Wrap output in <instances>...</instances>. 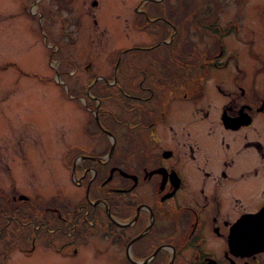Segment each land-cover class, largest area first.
<instances>
[{
    "label": "flooded vegetation",
    "instance_id": "af4514ba",
    "mask_svg": "<svg viewBox=\"0 0 264 264\" xmlns=\"http://www.w3.org/2000/svg\"><path fill=\"white\" fill-rule=\"evenodd\" d=\"M81 1L103 32L98 0ZM131 1L122 12L138 30L149 28L154 40L132 39L102 72L89 65L84 75L72 73L58 63V73L73 75L67 87L83 98L84 133L95 142L55 143L53 155L58 161L61 150L73 195L24 190L20 184L30 186L25 177L0 180V264L46 262L30 258L36 249L54 253L48 264H264V199L251 205L240 193L220 191L230 177L264 180V116L257 115L264 113V93L254 81L239 83L243 74L235 63L234 88L222 93L220 87L217 115L199 104L215 70L236 59L223 38L237 17L222 20L224 0ZM66 5L69 13L78 10L70 0ZM126 54L132 67L117 69ZM20 154L29 158L26 150ZM251 214L262 220L250 230L251 243L239 244L238 224ZM88 240L97 247H83ZM79 252L83 260H67Z\"/></svg>",
    "mask_w": 264,
    "mask_h": 264
},
{
    "label": "rangeland",
    "instance_id": "374dc122",
    "mask_svg": "<svg viewBox=\"0 0 264 264\" xmlns=\"http://www.w3.org/2000/svg\"><path fill=\"white\" fill-rule=\"evenodd\" d=\"M70 2L77 4L78 10L69 13L66 0H0V180L22 182L25 177L30 186L20 184L24 190L42 188L47 197L54 195V191L73 195L68 170L60 166L61 150L58 149V161L53 155L55 143L58 147H67L77 141L91 147V142H95L84 133L83 125L89 112L83 98L75 97L73 90L67 87L73 80L72 73L78 69V74L84 75L83 70L89 65L99 72L112 68L116 60L114 53L132 43V39L144 35L154 40L149 28L138 30L129 22V15L122 12L128 10L131 0H98L99 15L96 17L98 25L105 27L103 32L85 13L87 1ZM224 2L228 7L222 13V20L237 17L233 31L223 38L226 53L233 52L236 59L215 70L205 87V94L199 99V104L208 103L203 110L208 109L213 116L219 111L215 103L220 101L221 91L229 93L234 88L229 89L236 73L235 63L239 67L238 73L243 74L239 83L249 87L254 81L255 89L264 93V0ZM88 29L91 30L89 33ZM64 56H67L66 60ZM227 57L224 55L223 60ZM58 63L72 73H58ZM124 67H132L127 54L118 60L117 69ZM214 78L222 82L221 86L213 81ZM220 87H223L221 91ZM194 109L190 103V115ZM257 115L264 116V113ZM207 146L213 145L207 143ZM22 150L29 153L28 159L20 154ZM11 151H14L13 158L9 156ZM220 152L217 150L216 155L220 156ZM238 158L242 169L247 154ZM233 171L239 177L240 171ZM256 176L244 174V181L240 182H233L230 177L220 191L224 196L230 192L240 193L246 202L251 198L252 205L253 201L264 199V180ZM93 246L94 243L88 240L83 247ZM34 247L51 246L36 244ZM49 254L54 253L36 249L30 258L48 264ZM84 256L79 252L67 260L79 262ZM32 263L35 262L27 264Z\"/></svg>",
    "mask_w": 264,
    "mask_h": 264
},
{
    "label": "water",
    "instance_id": "95a60500",
    "mask_svg": "<svg viewBox=\"0 0 264 264\" xmlns=\"http://www.w3.org/2000/svg\"><path fill=\"white\" fill-rule=\"evenodd\" d=\"M261 221V217H257V214H251V216H247L240 221L238 224L239 229V236H238V243L239 244H248L251 243V239H253V231H250L251 228L254 227V223ZM252 226V227H251ZM245 229V230H244ZM249 229V230H248ZM252 233V237L251 234ZM235 241H237V235L234 236Z\"/></svg>",
    "mask_w": 264,
    "mask_h": 264
}]
</instances>
